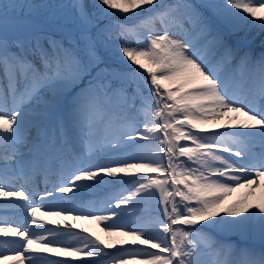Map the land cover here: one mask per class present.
I'll list each match as a JSON object with an SVG mask.
<instances>
[{"label":"snow or ice","instance_id":"obj_1","mask_svg":"<svg viewBox=\"0 0 264 264\" xmlns=\"http://www.w3.org/2000/svg\"><path fill=\"white\" fill-rule=\"evenodd\" d=\"M253 33L264 0H0V198L27 201L0 205L22 210L0 216V236L20 238L0 259L264 264V198L225 206L264 188V41L257 54L235 39ZM84 189L104 198L57 195ZM65 214L108 241L36 219ZM129 244L158 251H106Z\"/></svg>","mask_w":264,"mask_h":264},{"label":"rangeland","instance_id":"obj_2","mask_svg":"<svg viewBox=\"0 0 264 264\" xmlns=\"http://www.w3.org/2000/svg\"><path fill=\"white\" fill-rule=\"evenodd\" d=\"M188 3L192 4V5H199L202 3V0H187ZM70 27V25H69ZM258 34V35H257ZM257 34H254V36L252 35L250 37V39H253V38H257L260 34L257 33ZM59 36V34H57ZM240 37H243V34H240ZM240 37H237L236 39H239L240 40V45H242L241 43L245 42L246 44L242 45V47L244 46H247V47H251V48H254L255 50V53H258L260 51L257 50L259 48V46L261 47L262 44H258L257 42L253 43L252 41L250 40H244V39H240ZM243 41V42H241ZM257 43V44H256ZM133 67H136L135 65H133ZM224 131V129H223ZM181 143H185L184 141H181ZM151 175H156V174H151ZM106 179H111V178H106ZM126 179H130V178H126ZM87 183H94L92 181H88ZM262 184H264V181H262ZM249 189H238L236 192L232 193L231 196L227 199V201L225 202V206L227 205H230V204H233L235 202V200L237 198H239V200H242L244 198H248L250 200V202H253V203H258L261 201L262 198H264V188H258L256 189V192H255V195L254 196H251L249 197ZM97 193H103L101 190H90V189H84L82 192H73V193H63L66 197H76V200H75V203H77V199H78V195L76 194H81V197L84 198L86 197L87 200L85 203L83 204H86V205H91V204H96L98 203L100 200L102 199H94L93 196L94 194H97ZM92 196V197H91ZM27 203V201H26ZM74 203V204H75ZM74 204H66L65 206H68V205H74ZM123 209H118L117 211H121ZM254 210V209H253ZM0 212H6V210L4 209H0ZM43 212V211H42ZM67 215V217H72V221H69L67 224L69 225H75L76 227L73 229V231H77V232H81V230H84L82 234H91L93 236H99L100 239L102 240H105L106 242L108 241L109 237L106 235L105 231H102V227L103 225L102 224H98L96 221L92 220L91 218L87 219V220H76L74 218V214H65ZM134 216H138V215H143L142 212H138V213H134L133 214ZM13 219H17V217L20 218V216H11ZM47 216H38L36 217V219L38 220H41V221H44L45 222V227H51V228H56L57 226H59L60 228H63V224L65 222L57 219L56 220V223L55 224H48L47 223ZM31 219V217L29 218ZM51 219H56V218H51ZM50 219V220H51ZM116 219V218H114ZM110 222V221H109ZM33 228H36L37 225H32ZM130 245V244H129ZM126 246L128 245H117L116 248H113V249H106V251H109V252H115L117 251L118 249H120L121 247L123 248H127ZM133 247L135 248H138V246H145L149 249V246L148 245H132ZM150 251H158V249H149ZM32 255H42V256H46L48 259L50 260H58L60 256H54L52 255L51 253H34ZM80 259V260H79ZM79 259H74V261H83V264H85V261L89 260V259H92L90 257H86V256H82V258L79 257ZM76 264V262H73Z\"/></svg>","mask_w":264,"mask_h":264},{"label":"bare ground","instance_id":"obj_3","mask_svg":"<svg viewBox=\"0 0 264 264\" xmlns=\"http://www.w3.org/2000/svg\"><path fill=\"white\" fill-rule=\"evenodd\" d=\"M254 34H257V33H253L252 35L254 36ZM252 35H250L249 37H247V38H244V40H250V41H252L253 43H255V42H257L258 44H262V41H264V34H260L257 38H253V39H250V37L252 36ZM258 35V34H257ZM236 39V38H235ZM256 43V44H257ZM241 47H242V45H241ZM244 50H249V49H251L252 51L253 50H255L254 48H248V47H242ZM259 49H261V47L259 46V48L257 49V50H259ZM254 53H255V51H253ZM259 53V52H258ZM257 53V54H258ZM231 130H233V129H224V131H231ZM215 131H223V129H220V128H216L215 129ZM23 182L22 181H20V182H18L17 183V187H19L20 186V184H22ZM43 188H44V185H43V183L41 182L40 183V185H39V188L37 189L38 191H42L43 190ZM49 188H51V184H49ZM243 189H247V188H243ZM57 195H59V196H61V197H64L65 195L63 194V193H58ZM76 195H78V201H77V203H75L74 205H68V206H65V207H74V206H76V205H79V204H81V203H85L87 200H89V199H87L86 197H84V198H82L81 197V194H76ZM104 195V193H101V195L99 196V197H101V196H103ZM98 197V198H99ZM66 198V197H65ZM103 197H101L100 199H102ZM95 199V198H94ZM239 200V198H237L236 200H235V202L236 201H238ZM37 204L40 202V197L39 196H37L36 197V201H35ZM12 203H18V204H23V203H26V201H24V200H17L16 198H0V205H3V204H12ZM4 210H6V212L8 213L7 215H1L0 214V216H2L4 219H6V220H9V221H14L15 219H13L11 216H20V212L22 211V210H17V209H12V208H9V209H4ZM41 211H44V209H42ZM26 215L28 216V218H30L31 216H30V213H26ZM21 218V217H20ZM19 217H17V219L16 220H19L20 219ZM51 218H53V217H49V216H47V220H50ZM72 217H67V220L66 221H63V222H65V223H68L69 221H72ZM51 228V227H50ZM4 239H7V240H19L20 238L19 237H3V236H0V240H4ZM137 245H139V244H137ZM127 248H133V246L132 245H128V246H126ZM138 248H143V249H147V250H149L147 247H145V246H138ZM74 259H79V257H77V258H72V257H62V256H60L59 257V259L58 260H66V261H72V264H75V263H73V262H76V264H83V261H74ZM80 260V259H79ZM0 264H13V262L11 261V260H3V259H0ZM25 264H29V261L28 260H25Z\"/></svg>","mask_w":264,"mask_h":264}]
</instances>
